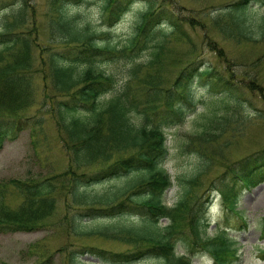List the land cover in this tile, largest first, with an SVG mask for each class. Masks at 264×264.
<instances>
[{
    "label": "trees",
    "instance_id": "trees-1",
    "mask_svg": "<svg viewBox=\"0 0 264 264\" xmlns=\"http://www.w3.org/2000/svg\"><path fill=\"white\" fill-rule=\"evenodd\" d=\"M84 1L47 0L42 29L47 44L42 45L40 31L28 25L35 15L31 0H0V13L11 11L0 28V149L25 128L37 146L46 139L49 121L69 161L54 175L0 179V234L50 225L64 230L67 238L128 245L117 251L79 242L60 248L64 264H81L82 256L102 264H192L189 254L197 247L215 264H237L234 237L225 229L205 234V209L194 188L223 152L214 145L217 140L238 123L248 122L256 108L246 97L243 77L218 69L202 52L209 49L223 56L215 43L220 38L264 47V16L251 18L248 11L254 4L264 6V0H232L203 10L198 19L176 14L172 0H103L101 17L107 31L135 3L143 5L133 33L120 48L110 43L107 31L78 18L73 6ZM183 23L199 32L203 27L201 38L195 39ZM173 40L184 46L173 47ZM142 53L145 60L138 58ZM257 59H264V51ZM115 61L128 64L124 84L116 91L118 75L106 65ZM197 84L227 103L223 113L214 108L205 114L201 130L189 135L201 161L196 172L183 179L187 186L176 203L168 206L165 128L182 124L191 113ZM247 87L251 93L262 90L258 79ZM228 145L229 140L223 144ZM224 166L211 186L222 206L239 214L242 186L255 185L264 176V147ZM120 177L132 181L120 188H100ZM60 200L65 211L55 220ZM245 225L242 221L240 227ZM260 228L264 237V218ZM178 244L182 254L176 253ZM30 251L35 255L31 264L53 261V253L40 244Z\"/></svg>",
    "mask_w": 264,
    "mask_h": 264
},
{
    "label": "rangeland",
    "instance_id": "rangeland-1",
    "mask_svg": "<svg viewBox=\"0 0 264 264\" xmlns=\"http://www.w3.org/2000/svg\"><path fill=\"white\" fill-rule=\"evenodd\" d=\"M230 2L232 0H172V7L175 8V13L181 17L191 16L192 19L193 16L198 19L203 10L210 11V9L219 8L221 5ZM84 3L78 7L73 6L78 18L84 23H89L93 29H97L100 32L107 31L101 17L103 0H85ZM31 4L33 10H35V15L34 20L32 18L29 19L28 25L30 26L33 23L36 26V31H40L39 42L45 45L47 44V38L42 29L45 25L44 15L47 11V0H31ZM142 9L143 5L141 3H135L128 12L123 14V18L112 29L110 28V31H107V38L113 46L120 48L125 44L133 33L135 22L139 19V13ZM248 11L251 18L260 15L264 16V6H259L258 4L251 6ZM10 12L4 11L0 13V28L3 26L5 15ZM182 25L195 39L198 36L201 38L203 27H200L199 32L198 29H193L188 24L183 23ZM212 34L213 37L217 35L214 32ZM215 43L221 49L223 56H218L217 51H210L209 49L203 50L202 54L212 64L214 63L218 69L225 67L226 70L232 71L234 77L242 76L244 78L245 75L253 77L246 80L242 78L241 82L242 87L246 89V97L252 100L256 109L252 110L250 108L251 112L254 113L248 117V119L250 118L248 122L244 123V125L238 123L234 130H227L217 140L214 145L217 146L218 143V148H223V152L217 155L218 157L214 161L215 166L202 176V183L194 190L200 198L199 200L203 201L202 205L208 201L211 195L216 198L206 206L205 220L208 222L206 235L209 237L213 236L217 230L227 227L229 235L238 242L237 262L239 264H264V253L262 252L264 251V238L260 228L261 219L264 218V178L259 183L251 185V187H242L241 197L237 205L239 214L237 212L236 214L234 212L230 213L223 208L220 197L215 192V188L211 186L216 184L212 182L224 170V165L264 147V59H257L258 55H261L264 51V47L260 43L256 45L236 44L224 38L215 40ZM172 46H184V43L173 40ZM35 53V68H37L39 66L38 50ZM138 58L145 60L146 54L142 53ZM106 65L108 70L116 72L118 75L115 91L119 90L124 84L125 76L123 70L128 64L122 63V61H115L106 62ZM107 68L105 67V69ZM256 79L262 86L261 93L259 91L251 93L248 90L247 85L250 81ZM194 89L195 105L191 113L184 119L182 124L165 128L169 150L163 167L167 169L169 178L172 180V185L166 192L165 200L170 206L176 203L187 186V184L183 183V179L192 176L201 161L199 155L193 151L192 145L189 144V135L201 130L205 114L214 108L218 112L223 113L224 104L227 103L218 95L209 93L201 85L196 86ZM108 97V95L105 96V98ZM31 112H33V109ZM259 115L261 117L257 118ZM44 129L46 139H42V142L37 146L33 145L34 137H32V132L28 128L23 129L15 140H9L4 143L0 149V179L44 177L65 170L69 161L65 150L62 149L61 142L57 139L54 125L48 121ZM227 140L231 142V145L223 146ZM131 181L126 177H120V179L109 181L100 188H120V186L126 185ZM64 211L65 205L60 200L55 220ZM234 216L239 221L245 218L247 224L241 228L240 223H236L237 220ZM131 219L132 221L137 220L135 217ZM160 222L161 226H165L167 223L164 219ZM79 242L94 243L117 251L128 248V245L100 241L96 238H90V240H77L70 236L67 238L64 230L47 225L45 228L35 231H16L0 234V264H31L35 260V255L31 253L30 247L36 244L42 245L53 253L51 264H64L65 256L61 255L60 248L69 249L73 245H79ZM177 252L183 253V249L180 247ZM192 253L191 260L194 264H215L210 254L203 250L202 247H197ZM81 259L84 260L81 264H102L99 260L88 258L87 256H82ZM144 264L154 263L146 260Z\"/></svg>",
    "mask_w": 264,
    "mask_h": 264
}]
</instances>
